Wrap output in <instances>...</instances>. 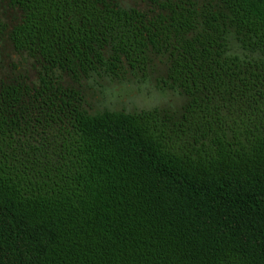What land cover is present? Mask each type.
<instances>
[{"label":"trees","instance_id":"1","mask_svg":"<svg viewBox=\"0 0 264 264\" xmlns=\"http://www.w3.org/2000/svg\"><path fill=\"white\" fill-rule=\"evenodd\" d=\"M9 10L0 264H264V0ZM98 79L177 103L95 108Z\"/></svg>","mask_w":264,"mask_h":264},{"label":"rangeland","instance_id":"2","mask_svg":"<svg viewBox=\"0 0 264 264\" xmlns=\"http://www.w3.org/2000/svg\"><path fill=\"white\" fill-rule=\"evenodd\" d=\"M10 13L14 14V11L9 10L4 17L3 12L0 11L1 19L8 22L11 19ZM0 39H3V37ZM9 50L10 47L7 45L6 40L4 39L0 42V76L8 71V63H16V60L18 59L17 56ZM94 86L101 90L102 95L101 97L99 93H96L95 90H92V94L95 96V98H93V100L90 99L89 102L92 101L91 104L95 108L106 106L112 109L126 108L131 110V107L134 109L139 107H149L153 103H157L156 105H165L166 107L177 103L176 100H174L175 96L173 95H169V98H167L165 95H161L159 92L155 91L148 95H145L142 92L138 94L133 92L131 94L129 91H123L121 89V85H118L116 82L113 84H107L106 80L103 79H98V83L94 84Z\"/></svg>","mask_w":264,"mask_h":264}]
</instances>
